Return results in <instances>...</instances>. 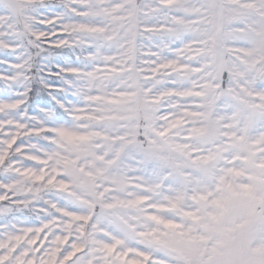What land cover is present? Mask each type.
Wrapping results in <instances>:
<instances>
[{
  "label": "rangeland",
  "instance_id": "rangeland-1",
  "mask_svg": "<svg viewBox=\"0 0 264 264\" xmlns=\"http://www.w3.org/2000/svg\"><path fill=\"white\" fill-rule=\"evenodd\" d=\"M0 264H264V0H0Z\"/></svg>",
  "mask_w": 264,
  "mask_h": 264
},
{
  "label": "trees",
  "instance_id": "trees-1",
  "mask_svg": "<svg viewBox=\"0 0 264 264\" xmlns=\"http://www.w3.org/2000/svg\"><path fill=\"white\" fill-rule=\"evenodd\" d=\"M29 43V42H28ZM32 44H29L30 46V50L32 53V85H31V90L28 96V100H27V105L28 108L30 109H34L33 104H32V100L34 98L35 95L38 94H47V87L45 85H43L41 83V81L39 80V76H38V64L39 61L41 59V55H42V51L40 49V47L38 45H35L36 40L35 41H31ZM56 50L60 51V52H70V50L68 49H62V48H56ZM55 51V50H54ZM226 77L228 76L225 75ZM57 105H60L57 101H56ZM62 112L59 114V116L57 118L59 119H70V115L67 113V111L60 105ZM54 113H55V109H54ZM33 137H35L36 139L43 141L45 140L42 133H35L33 134ZM18 214V213H23L24 215H27L29 217H34V212H32L31 209L29 208H21V210L18 209H13V214Z\"/></svg>",
  "mask_w": 264,
  "mask_h": 264
},
{
  "label": "snow or ice",
  "instance_id": "snow-or-ice-1",
  "mask_svg": "<svg viewBox=\"0 0 264 264\" xmlns=\"http://www.w3.org/2000/svg\"><path fill=\"white\" fill-rule=\"evenodd\" d=\"M59 67H63V65H60ZM57 71H59V68L57 69ZM51 74L52 73H49V75H51ZM60 88H61V85L59 83L49 82V87L46 90L47 94H38V95L34 96V98L32 100L33 107L36 108L37 106H39L41 108H48V107L54 108L55 109V115L53 116V118L54 119L57 118L59 116V114L62 112V109H61L60 105H57V103H56V101L60 98L58 96H56L54 99L53 95ZM167 226L173 227V228L180 227V225H177V224L173 223L172 221H168Z\"/></svg>",
  "mask_w": 264,
  "mask_h": 264
}]
</instances>
